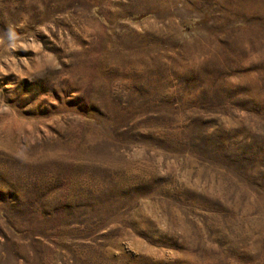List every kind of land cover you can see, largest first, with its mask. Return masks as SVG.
<instances>
[{
    "label": "rangeland",
    "instance_id": "rangeland-1",
    "mask_svg": "<svg viewBox=\"0 0 264 264\" xmlns=\"http://www.w3.org/2000/svg\"><path fill=\"white\" fill-rule=\"evenodd\" d=\"M0 264H264V0H0Z\"/></svg>",
    "mask_w": 264,
    "mask_h": 264
}]
</instances>
